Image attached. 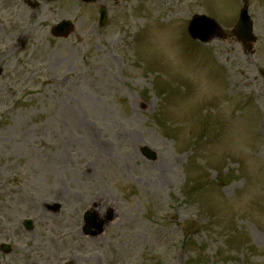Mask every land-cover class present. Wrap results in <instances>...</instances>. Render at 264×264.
Masks as SVG:
<instances>
[{
    "label": "rangeland",
    "instance_id": "1",
    "mask_svg": "<svg viewBox=\"0 0 264 264\" xmlns=\"http://www.w3.org/2000/svg\"><path fill=\"white\" fill-rule=\"evenodd\" d=\"M25 1L0 0V264H264V0L250 53L240 0Z\"/></svg>",
    "mask_w": 264,
    "mask_h": 264
},
{
    "label": "water",
    "instance_id": "2",
    "mask_svg": "<svg viewBox=\"0 0 264 264\" xmlns=\"http://www.w3.org/2000/svg\"><path fill=\"white\" fill-rule=\"evenodd\" d=\"M51 1V0H47ZM96 0H82L83 3H92ZM243 1V8L240 11L239 21L237 26L233 29L234 37L242 43L245 51L250 52L253 47V43L255 42V38L252 34L251 29V21L249 16L247 15V0ZM106 19L105 9H101L99 13V25L103 26ZM188 34L193 40H198L201 43H208L212 39H225V35L222 33L221 29L217 24L204 16H193L189 25H188ZM71 31V25L68 22H61L57 26H55L52 30V34L59 38H64ZM261 75L264 77V70L261 71ZM141 153L149 158H153L146 149H141ZM112 220V214L110 212L107 213L104 220L100 221L95 215L84 216L85 227L83 228V232L85 235H92L90 229L95 228L97 234L101 233L104 226L109 224ZM24 228L26 231L32 230V225L30 221L24 222ZM3 253H8L9 249L7 247H2Z\"/></svg>",
    "mask_w": 264,
    "mask_h": 264
},
{
    "label": "flooded vegetation",
    "instance_id": "3",
    "mask_svg": "<svg viewBox=\"0 0 264 264\" xmlns=\"http://www.w3.org/2000/svg\"><path fill=\"white\" fill-rule=\"evenodd\" d=\"M10 4H14V2H13V1L11 2V1H10Z\"/></svg>",
    "mask_w": 264,
    "mask_h": 264
},
{
    "label": "bare ground",
    "instance_id": "4",
    "mask_svg": "<svg viewBox=\"0 0 264 264\" xmlns=\"http://www.w3.org/2000/svg\"><path fill=\"white\" fill-rule=\"evenodd\" d=\"M135 142V141H134Z\"/></svg>",
    "mask_w": 264,
    "mask_h": 264
}]
</instances>
